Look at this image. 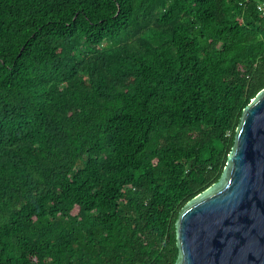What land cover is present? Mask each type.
I'll list each match as a JSON object with an SVG mask.
<instances>
[{
	"label": "trees",
	"instance_id": "1",
	"mask_svg": "<svg viewBox=\"0 0 264 264\" xmlns=\"http://www.w3.org/2000/svg\"><path fill=\"white\" fill-rule=\"evenodd\" d=\"M264 0H0V264H176L264 89Z\"/></svg>",
	"mask_w": 264,
	"mask_h": 264
},
{
	"label": "water",
	"instance_id": "2",
	"mask_svg": "<svg viewBox=\"0 0 264 264\" xmlns=\"http://www.w3.org/2000/svg\"><path fill=\"white\" fill-rule=\"evenodd\" d=\"M176 228V264H264V89L244 111L222 177Z\"/></svg>",
	"mask_w": 264,
	"mask_h": 264
},
{
	"label": "built area",
	"instance_id": "3",
	"mask_svg": "<svg viewBox=\"0 0 264 264\" xmlns=\"http://www.w3.org/2000/svg\"><path fill=\"white\" fill-rule=\"evenodd\" d=\"M260 9L264 10V7H260Z\"/></svg>",
	"mask_w": 264,
	"mask_h": 264
}]
</instances>
